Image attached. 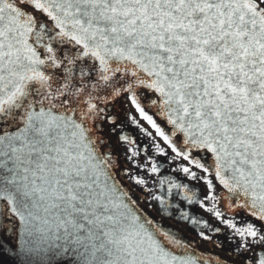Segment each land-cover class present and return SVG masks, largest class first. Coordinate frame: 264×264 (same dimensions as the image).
I'll return each instance as SVG.
<instances>
[{"label":"snow or ice","instance_id":"6c2138e0","mask_svg":"<svg viewBox=\"0 0 264 264\" xmlns=\"http://www.w3.org/2000/svg\"><path fill=\"white\" fill-rule=\"evenodd\" d=\"M264 264V0H0V261Z\"/></svg>","mask_w":264,"mask_h":264},{"label":"water","instance_id":"95a60500","mask_svg":"<svg viewBox=\"0 0 264 264\" xmlns=\"http://www.w3.org/2000/svg\"><path fill=\"white\" fill-rule=\"evenodd\" d=\"M0 264H9V261L7 258H3V260L0 261Z\"/></svg>","mask_w":264,"mask_h":264}]
</instances>
